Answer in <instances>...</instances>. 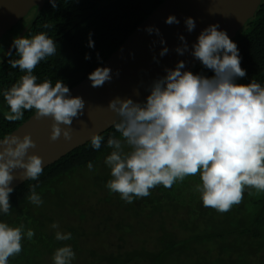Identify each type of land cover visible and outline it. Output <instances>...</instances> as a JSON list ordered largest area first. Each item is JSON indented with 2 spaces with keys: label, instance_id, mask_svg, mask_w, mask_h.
<instances>
[{
  "label": "clouds",
  "instance_id": "obj_1",
  "mask_svg": "<svg viewBox=\"0 0 264 264\" xmlns=\"http://www.w3.org/2000/svg\"><path fill=\"white\" fill-rule=\"evenodd\" d=\"M49 3L56 8V0ZM165 23L172 25L179 21L169 16ZM184 23L189 33L195 29L192 18H186ZM218 28L219 25L213 24L202 30L191 51L195 59L214 73L211 78L181 71L185 62L179 61L175 69H166L164 77L151 83L150 94L143 103L130 98L109 102L107 108L119 118L113 125L120 138L107 139V147L112 151L104 163L112 178L106 187L126 203L148 197L157 186L171 188L191 176L200 179L194 190L200 194L202 205L219 213L229 212L242 203L248 189L264 193V86L255 80L247 85L236 83L246 76V71L240 66L237 45ZM146 31L160 35L154 27ZM90 37L91 33L88 47L93 48ZM178 39L182 46L175 51L183 55L188 45L184 36ZM13 47L19 58L9 59L8 63L25 74L2 93L9 108L4 119L20 121L25 111L34 110L36 119L50 117L53 121L51 141L61 136L70 141V127L83 114L85 101L79 96L71 97L62 80H56L53 86L47 79L37 83V76L33 75L41 61L56 55L57 44L41 32L31 38H14ZM167 52L163 48L160 56ZM111 79V69L107 67H97L88 75L93 88L102 87ZM103 140L100 134L91 135V147L99 150ZM125 147L130 151H125ZM35 148V142L27 134L22 138L12 134L0 139V213L9 215L12 209L9 196L13 188L9 185L16 178L14 170H23L20 178L31 181H37L43 173V160L28 155V150ZM87 168L93 170V164L89 162ZM38 187L39 184L31 185L28 197L37 206L43 203L36 191ZM51 227L59 229V224L53 223ZM34 235V230L25 231L23 224L10 226L0 222V264H8L9 258L19 255L23 239L31 241ZM55 239L67 241L72 234L56 231ZM74 259L70 245L59 247L52 257L53 264H72Z\"/></svg>",
  "mask_w": 264,
  "mask_h": 264
},
{
  "label": "trees",
  "instance_id": "obj_2",
  "mask_svg": "<svg viewBox=\"0 0 264 264\" xmlns=\"http://www.w3.org/2000/svg\"><path fill=\"white\" fill-rule=\"evenodd\" d=\"M162 1L56 0L57 6L53 9L49 0H45L36 15V8H32L0 39V54L21 33V38H31L44 32L57 44V53L41 61L33 75L37 76V83L47 79L54 86L59 79L71 88L100 66ZM45 24L49 27L44 28ZM26 26L28 28L23 32ZM90 33L93 48L88 47ZM230 40L237 45L240 66L246 71V76L238 78L236 83L247 85L255 80L264 86V0L253 17ZM11 53L0 63V139L35 113L34 110L25 111L23 119L16 122L4 119L9 108L2 93L25 74L10 67L9 59L19 58L15 48ZM86 55L90 59L86 60ZM190 72L208 78L214 75L201 63ZM100 135L104 140L99 150H94L89 141L46 167L37 181L27 180L10 194L11 212L9 215L0 213V222L7 220L13 226L23 224L26 231L33 229L35 235L31 241L26 237L23 239L22 252L9 258L8 264H45L42 260L50 264L55 250L66 245L76 253L80 227H67V233L72 234V239L67 241H57L55 233L41 232L50 219L41 210H36L38 217L30 210L29 189L31 185L39 184L36 191L41 199L55 195L54 198L61 200L57 202L70 207L72 198L62 197L56 184H62L64 178L83 170L90 172L91 176L92 170L87 168L89 162L93 164V170L98 164L108 167L104 160L112 150L107 147V139L109 136L120 138V134L113 126ZM111 178L110 173H101L95 175L94 180L99 183L97 186L106 187ZM192 180L189 178L167 189L157 186L148 197L136 198L131 204L113 193L117 195L116 202L127 204V209L131 210L128 212L134 217L157 215L164 222L169 220L170 226L158 223L148 236L146 246L126 243V233L133 228L123 224L124 218L118 215V222L113 226L120 235L117 236L116 252L89 253V259H84L82 264H264V193L256 194L248 189L242 203L229 212L219 213L202 205L200 194L194 190L198 180ZM250 191L252 195L248 194Z\"/></svg>",
  "mask_w": 264,
  "mask_h": 264
},
{
  "label": "water",
  "instance_id": "obj_3",
  "mask_svg": "<svg viewBox=\"0 0 264 264\" xmlns=\"http://www.w3.org/2000/svg\"><path fill=\"white\" fill-rule=\"evenodd\" d=\"M261 2L262 0H163L98 66L111 69L110 82H106L102 87L93 88L87 76L69 88L71 97L79 96L85 101L83 114L74 119L70 127V141H65L63 136L51 141L50 125L53 121L50 117L36 119L35 113L6 136L13 134L22 138L25 134L30 135L36 148L29 149L28 155L39 156L44 162L45 169L76 148L85 145L90 141L91 135L102 134L114 126L113 122L119 118L107 108L111 100L130 98L143 103L150 94L151 83L164 77L166 69H175L176 64L183 61L185 68L181 71H190L201 63L191 55V51L202 30L209 25L217 24L219 25L217 30L226 32L232 39L253 17ZM44 3L45 0H0V39L32 8H36L34 14L36 15ZM169 16L176 17L179 23L166 24L165 20ZM189 17L196 25L191 33L186 30L184 23ZM148 27L158 29L160 35L149 34L146 31ZM27 28L28 26L23 32ZM21 36L22 33L18 38ZM179 36H184L188 45V51L183 55L175 51L177 47L182 46ZM161 40L164 44L160 43ZM165 47L168 52L160 56ZM13 48L12 42L0 54V63ZM65 127L67 126L61 125V128ZM22 171L14 170L12 173L16 177L9 185L13 190L27 181L26 178H20Z\"/></svg>",
  "mask_w": 264,
  "mask_h": 264
},
{
  "label": "rangeland",
  "instance_id": "obj_4",
  "mask_svg": "<svg viewBox=\"0 0 264 264\" xmlns=\"http://www.w3.org/2000/svg\"><path fill=\"white\" fill-rule=\"evenodd\" d=\"M125 151H130V149L125 147ZM89 173L84 170L76 172L70 177L64 178L62 184H56V189L62 194V197L72 198L71 209L69 205L57 202V200H61L54 198L56 197L55 195L43 197V203L39 206L30 203L32 204L30 210H33L36 217L39 216L36 210H41L43 215L50 219L46 229H41V232H46L47 235L56 233V231L67 233V227H80L79 233H81V236L77 240L78 248L72 264H82L84 259H89V253L92 255L93 253L110 254L116 252L118 245L117 236L120 235L115 232L113 226L118 222V215L124 218L123 224H129L133 228V231L126 233L127 241L125 242L139 243L141 246H146L148 236L152 234L158 223L160 224L164 221L157 218V215L134 217L128 212L131 210L127 209V204L116 202L115 197L117 195L110 193L105 186H97L99 183L95 182V175L101 173L103 175L109 174L110 169L108 167L103 168L98 164L96 170L91 171V176ZM189 178L198 180V183H200L198 176H191L185 180ZM192 183L195 184L193 180ZM1 222L7 223L8 221ZM53 223H58L59 229H53L51 227ZM164 223L170 226L169 220ZM42 261L48 264L47 260Z\"/></svg>",
  "mask_w": 264,
  "mask_h": 264
}]
</instances>
